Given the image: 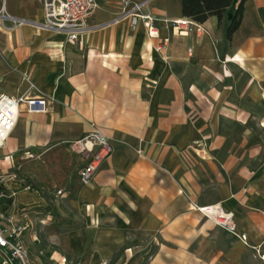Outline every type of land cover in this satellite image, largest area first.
Masks as SVG:
<instances>
[{
  "label": "crops",
  "instance_id": "0c3cea01",
  "mask_svg": "<svg viewBox=\"0 0 264 264\" xmlns=\"http://www.w3.org/2000/svg\"><path fill=\"white\" fill-rule=\"evenodd\" d=\"M2 3L24 21L0 27V95L48 106L21 107L0 145V227L23 222V243H37L41 224L54 264H264V0H244L230 39L227 14L196 23L181 0H146L155 38L142 23L112 22L119 0H98L76 43L41 26V0ZM177 20L200 29L178 32ZM90 123L113 153L88 184L46 173L64 184L46 200L8 173L16 152H38L46 167H65L72 152L81 167L70 143ZM214 204L233 215L234 232L198 210Z\"/></svg>",
  "mask_w": 264,
  "mask_h": 264
},
{
  "label": "built area",
  "instance_id": "2783aa9c",
  "mask_svg": "<svg viewBox=\"0 0 264 264\" xmlns=\"http://www.w3.org/2000/svg\"><path fill=\"white\" fill-rule=\"evenodd\" d=\"M43 21L41 26L65 35L66 41L76 43L91 28L87 20L98 7V0H41ZM121 10L112 22L126 19L129 28L134 30L142 23L149 37H158L155 27V18L142 11L145 1L119 0ZM24 20L15 18L5 11L4 3L0 6V27L5 30L13 29ZM178 32L187 33L192 26L198 30L200 27L190 20H177L173 22ZM182 26V27H181ZM32 87V85L30 86ZM48 102L44 96L22 95L17 98L0 95V145L4 143L15 126L20 108L29 113H45ZM89 131L81 138L70 143L72 150L83 160V164L77 170L79 182L88 184L94 176L100 164L113 153L112 143L93 123H90ZM198 210L206 217L211 218L217 226L230 232L235 231L233 215L225 212L218 204L198 207ZM25 229V223L9 222L0 227V249L3 257L0 264H36L29 255L21 235ZM63 258L59 264H66ZM58 264V263H57ZM79 264V263H74Z\"/></svg>",
  "mask_w": 264,
  "mask_h": 264
},
{
  "label": "rangeland",
  "instance_id": "374dc122",
  "mask_svg": "<svg viewBox=\"0 0 264 264\" xmlns=\"http://www.w3.org/2000/svg\"><path fill=\"white\" fill-rule=\"evenodd\" d=\"M71 146V145H70ZM74 152V151H73ZM34 153L38 152H16L10 155L5 161V164L10 162L8 167V173L13 174L17 179L30 181L33 183L34 189L38 191L42 197H46V200L57 195L59 188L64 187L63 183L55 181L53 183L45 181L46 173L53 174L54 179L60 180L61 176L64 174L75 175L80 164V160L72 152H65L67 154L66 166H60V161H48L50 166L46 167V160L34 158ZM70 156H69V155ZM58 156L60 159V152L56 153L55 156ZM56 158V157H55ZM56 166L53 163H57ZM44 211L38 212L37 217L43 216ZM37 225L34 226L33 232L36 235L37 243H32L31 239H24V245L27 247L31 260L36 264H54L55 261L50 260V255L55 250V247L46 246L47 242L45 239V232L41 224L36 222ZM35 239V240H36ZM53 251V252H52ZM62 257V256H61ZM59 258V260L63 259ZM58 260V261H59ZM60 260V261H61ZM66 264H74L75 262L69 261L65 258ZM52 262V263H51Z\"/></svg>",
  "mask_w": 264,
  "mask_h": 264
},
{
  "label": "trees",
  "instance_id": "16d2710c",
  "mask_svg": "<svg viewBox=\"0 0 264 264\" xmlns=\"http://www.w3.org/2000/svg\"><path fill=\"white\" fill-rule=\"evenodd\" d=\"M244 0H181V13L196 23H204L210 16L218 22L227 14L229 24L226 30L227 39L238 28L242 17Z\"/></svg>",
  "mask_w": 264,
  "mask_h": 264
}]
</instances>
